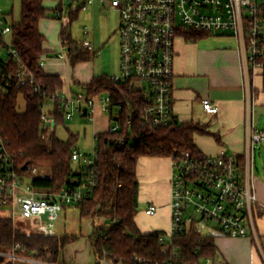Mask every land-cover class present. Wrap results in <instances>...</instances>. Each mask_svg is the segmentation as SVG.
Returning a JSON list of instances; mask_svg holds the SVG:
<instances>
[{"label": "built area", "instance_id": "2783aa9c", "mask_svg": "<svg viewBox=\"0 0 264 264\" xmlns=\"http://www.w3.org/2000/svg\"><path fill=\"white\" fill-rule=\"evenodd\" d=\"M93 1L69 0V3L70 7H74L81 2L82 11H86ZM100 2L120 15V74L112 79L117 84H127L132 92L138 94L137 99L142 103L138 112L142 127L154 130L177 123L173 111L174 46L179 33L184 29L197 30L210 36L232 33L238 40L248 81L251 70L264 68V0ZM68 14L69 8L62 2V8L56 11V20L63 23ZM12 25L0 12V52L2 49L6 50V62L12 60L15 65L13 73L5 72L0 79V119L1 94L14 87L20 89L32 86L35 93H42L44 89L43 84L37 81L34 73L13 48ZM83 48L91 50L92 43L85 42ZM66 55L68 52L63 51L58 58L65 60ZM75 90L77 92L73 94L60 93L52 96V101L42 107L44 128L48 134L56 129L55 118L50 115V109L56 102L60 104L63 117L67 121L80 118L93 123L97 112L101 110L110 120V127L106 132L116 133L123 129L124 124L129 127L132 125V115L124 116V111L135 104L122 92L119 100L115 101L110 94L87 97L81 87H76ZM202 104L208 114H218V106L210 99L203 100ZM98 134L94 135L92 154H83L77 146L73 148L72 160L78 163L79 170L85 176L82 182L78 183L73 179L69 188L48 197H41L25 183L19 173L13 155L7 150L6 141L1 135L0 123V215L4 213L14 221L31 222L37 235L56 237V224L64 210L90 201L99 185ZM131 138L134 139L135 136ZM262 144L264 131H254L249 126L243 167L238 157L226 151L218 156L200 158L171 156V227L166 235L161 236L160 242L170 244L175 236L193 230L201 235V243L206 235L214 236L215 233L230 238H247L249 228L253 227V206L258 202L252 190L253 152L255 146ZM32 173L35 174L36 169ZM158 211L157 206L150 205L145 214L152 217ZM205 228H210L212 232L205 233ZM100 236H107V232H102ZM169 249L166 246L163 252L166 253ZM1 255L3 253L0 252ZM174 257H180L176 250ZM133 263L152 264L142 257L134 258ZM198 264L214 263L207 258Z\"/></svg>", "mask_w": 264, "mask_h": 264}, {"label": "trees", "instance_id": "16d2710c", "mask_svg": "<svg viewBox=\"0 0 264 264\" xmlns=\"http://www.w3.org/2000/svg\"><path fill=\"white\" fill-rule=\"evenodd\" d=\"M46 0H21V19L12 25V44L22 61L43 84V92L35 93L32 86L12 88L2 96L1 135L7 150L13 155L19 173L27 185L41 197H48L69 188L70 182L84 179L80 167L73 169L72 153L77 145V137L71 133L67 142L59 140L55 134L46 132L41 109L52 101V96L63 90V82L57 75L47 74L41 67L45 54V37L40 32L41 20L47 18ZM62 8L60 3L56 10ZM82 3L69 8L67 24H63L61 39L68 48V58L72 67L93 59L91 50L78 48L71 37L70 26L78 20ZM188 41H199L210 35L197 30L184 29L179 33ZM14 62L0 59V79L3 73H13ZM264 76V68H263ZM87 97L110 94L115 101L122 92L133 107L126 108L124 116L133 118L129 127L116 133H99L98 165L99 185L93 198L78 206L82 218L91 219L93 234L91 245L98 264L108 260L113 264H134L136 257L146 258L152 264H198L210 258L217 263L218 249L215 236L206 235L201 243V235L196 231L175 236L169 244L160 242L162 232L143 234L137 225L140 183L137 169L144 157L189 156L200 158L201 153L194 142L196 134L207 133L198 123H175L167 128L150 130L142 127L138 112L142 107L138 94L127 84H117L112 77H94L88 84L77 83ZM50 115L55 118L56 127L64 123L60 104L56 102ZM135 136L134 139L131 136ZM124 139V140H122ZM122 140V141H120ZM78 164V163H77ZM30 168V170L28 169ZM36 169V173L32 170ZM77 183V184H78ZM106 231L107 236L100 234ZM77 236L43 237L28 234L14 221L0 215V252L32 257L51 264L59 262L60 253ZM19 246V249H17ZM170 249L164 253L163 248ZM173 246V248H171ZM180 254L174 257V251ZM227 264V263H225Z\"/></svg>", "mask_w": 264, "mask_h": 264}, {"label": "crops", "instance_id": "0c3cea01", "mask_svg": "<svg viewBox=\"0 0 264 264\" xmlns=\"http://www.w3.org/2000/svg\"><path fill=\"white\" fill-rule=\"evenodd\" d=\"M62 2L66 4L69 0H46L45 5L48 10L54 12L55 17L56 9ZM108 10L115 11L110 6L103 5L100 0H94L86 11H82L88 19L91 18L96 29L92 44L94 50L105 48L109 44H113L116 49L120 27L113 33V37L107 39L108 34L104 37L98 32V28L102 26V14ZM48 18L41 20L39 27L45 37L42 68L47 74L61 78L63 82L61 94H73L76 87L80 88L77 83L88 84L96 76L93 75L84 82L70 74L68 55L65 60L58 58L61 52H68L61 39L63 23L55 18L54 20ZM55 36H58L57 41ZM105 39H109L107 43ZM174 49L173 111L176 122L178 124L193 122L204 126L207 133L196 134L194 137L201 156H218L226 151L238 157L243 167L248 127L251 126L254 131H264V129L259 131L257 125L259 114H264L263 69L251 70L249 81L246 79L239 43L232 33H221L196 42L188 41L179 35ZM205 99H210L218 106V114L211 115L204 110L202 102ZM93 124V135L104 133L110 127L109 116L99 110ZM256 147L253 152L252 190L258 202L252 210L253 227L249 228L247 238H230L214 234L218 264H264V177L260 175L256 166ZM137 174L140 183L138 228L143 234L162 232L166 235L171 227L172 162L170 158L144 157L139 162ZM150 205L159 208L158 213L152 217L145 214ZM68 211L66 208L59 220L62 218L67 220ZM81 219L84 222V228L80 230L81 235L67 234L66 227L57 231L56 224L58 237L77 236V239L68 243L61 251L57 264H98L90 240L93 222L82 216ZM31 226L35 229L33 224ZM0 264L51 263L12 252L3 253L0 256ZM100 264L111 262L103 260Z\"/></svg>", "mask_w": 264, "mask_h": 264}, {"label": "rangeland", "instance_id": "374dc122", "mask_svg": "<svg viewBox=\"0 0 264 264\" xmlns=\"http://www.w3.org/2000/svg\"><path fill=\"white\" fill-rule=\"evenodd\" d=\"M66 6L70 8V3L66 2ZM0 12L6 16L8 22L11 24H18L21 19V0H0ZM47 17L50 19H56V15L54 17V12L50 9L47 13ZM66 20L63 21L64 24H67ZM115 26L116 28H114ZM119 27V14L116 11H104L102 14V26L98 28V32L102 33L104 37L106 34H108L106 37L107 39L110 38V36L113 37V33ZM95 32L96 29L93 26L91 18L88 19L86 14L83 12L80 13L78 20L74 21L70 26L71 37L80 49H83L85 42H90L93 44ZM55 38L57 41L58 36H55ZM106 39L105 41L107 43L109 39ZM8 41L11 42L10 37H8ZM91 53L93 55V59L90 62L80 63L76 65V67H72V65L68 63V66H70L69 70L71 75H74L77 77V79L85 82L91 79L93 75L96 77L103 75L114 77L120 74L121 52H119V37L116 39V49L114 48L113 44H109L105 48L101 47L100 49L94 50V45H92ZM6 55L7 51L2 49L0 52V59L5 60ZM74 91L77 92L76 90ZM258 117L257 125L260 131L264 129V114H259ZM93 126V123H89L88 121L82 120L80 118H76L73 121L65 120L64 123H61L56 127L55 134L59 140L67 142L70 140L72 133L77 137L76 146L80 149V151L85 155H90L94 151ZM107 127L108 126L106 125L105 129H107ZM256 154V166L260 175L264 177V144L257 145ZM72 167L76 170V168H78V164L74 162ZM68 210L67 220H64V218L58 220L57 231L66 227L67 234L72 235L77 233L81 235L80 230L84 228V222L81 221L82 219L80 209L77 207H69ZM14 223L20 227H23L24 231L30 234L32 233V235L36 231L34 228H32V223L29 221H26V223L14 221ZM204 232L210 234L212 230L210 228H205Z\"/></svg>", "mask_w": 264, "mask_h": 264}]
</instances>
